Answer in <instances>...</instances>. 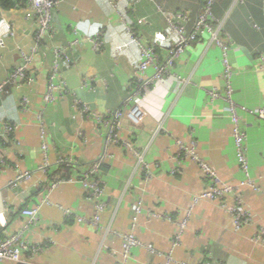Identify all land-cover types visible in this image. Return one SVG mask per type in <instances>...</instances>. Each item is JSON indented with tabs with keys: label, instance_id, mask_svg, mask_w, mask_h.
<instances>
[{
	"label": "crops",
	"instance_id": "1",
	"mask_svg": "<svg viewBox=\"0 0 264 264\" xmlns=\"http://www.w3.org/2000/svg\"><path fill=\"white\" fill-rule=\"evenodd\" d=\"M202 3L123 0L114 7L111 0H62L53 11L51 32L39 38L38 17L27 16L26 2L9 9L0 7V20L7 18L12 29L0 45V83L20 63L22 52L32 57L27 74L34 79L19 80L0 96V119L19 124L14 135L0 140V153L6 162L4 165L0 156V234L18 232L25 226L22 208L39 207L40 225L25 233L31 243L44 245L32 261L164 264L171 254L170 264H264V244L255 239L264 228V120L239 109L247 134L249 172L258 187L242 188L246 206L253 213V221L242 230H236L222 202H194L207 187L197 163L188 158L179 171L172 172L177 166L178 140H195L199 155L225 182L245 179L228 102L209 94L212 89L226 90L223 50L210 35L191 43L177 60L173 72L185 81L168 79L158 84L145 99L148 114L143 124H123L120 130L154 167L155 176L146 179L137 156L120 144H112L98 174L106 183V209L99 226L91 222L94 204L77 179L79 171L103 153L107 128L94 116L82 115L75 99L100 113L123 105L133 83L135 64L141 59V48L132 41L127 24L135 25L140 35L156 43L165 58L177 35L169 28L164 12H189L186 26L191 29ZM213 11L224 20L232 40L228 59L233 67V98L248 110L264 106V66L260 61L264 56V0H218ZM142 17L146 22L139 24ZM97 34L102 35L101 50L88 40L69 47L75 36ZM58 47L69 54L70 61H62L60 72L70 92L46 103L48 74ZM25 96L32 104L28 111L20 108ZM39 110L45 111L48 126L49 176L39 169L44 159L36 117ZM60 157L71 158L76 168L60 166ZM18 169L30 171L32 177L12 184ZM233 200L230 196L225 202ZM139 205L142 210L137 213ZM183 220L186 224L181 227ZM122 234H133L160 253L133 246L126 258ZM178 234L181 241L174 246ZM0 264L15 262L3 260Z\"/></svg>",
	"mask_w": 264,
	"mask_h": 264
},
{
	"label": "built area",
	"instance_id": "2",
	"mask_svg": "<svg viewBox=\"0 0 264 264\" xmlns=\"http://www.w3.org/2000/svg\"><path fill=\"white\" fill-rule=\"evenodd\" d=\"M123 0H111L114 7ZM218 0H203L201 10L198 17L191 29H188L186 24L190 19L189 12L177 11V12H164L166 21L169 28L176 33L177 41L168 50L167 56L162 58L157 51V44L150 42L147 38L140 35L137 28L133 24H127V29L130 33L132 41L139 44L141 48V59L135 64V71L133 77V83L129 87L127 96L121 107L100 113L91 110L86 104H81L79 100L75 99V104L82 115L94 116L100 126L107 128V135L105 141V148L103 153L89 165L85 170L79 171L78 181L82 184L86 191V198L91 200L94 204L95 214L91 219V222L96 226H99L101 220V213L106 209V203L104 196L106 192V183L99 177V169L102 162L109 156V148L112 144H120L130 150L138 158V165L144 172L145 178L150 179L155 176L154 167L144 159L143 154L134 147L133 143L122 137L120 130L125 122L128 120L134 127L143 124L147 117V109L144 105L147 95L152 92L158 84L164 80L172 79L184 82L185 80L177 76L174 72V66L179 58L184 54L186 48L191 43L201 40L205 35H210L212 41L218 44L223 50L225 71L224 76L226 79V90L221 92L217 89L209 90L210 96L214 98H224L228 102L227 110L231 116L234 124L233 137L237 149V157L241 171L245 174V179L239 183L225 182L197 152V143L192 140L190 143L184 140H178L177 145L179 147L178 153L175 156L177 166L172 170L173 173L180 170L182 163L186 159H191L197 163L203 172V177L206 182V188L201 194L196 196L194 202L200 199L218 200L222 202L225 210L231 215L236 230H242L244 226L250 224L253 221V213L246 206L245 200L242 195V188L244 186H250L254 189H258L254 179L250 176L249 172V157L247 152V134L243 129L242 117L239 114V109L247 110L252 114H255L264 120V106L248 110L246 107L239 106V104L233 98L234 88L232 86L231 76L233 73V67L228 59V52L232 46V40L229 33L225 29L223 19H219L214 14V5ZM62 0H27V16L34 18L38 17L39 30L37 37H41L48 34L52 30L53 11L57 8ZM146 22V18L142 17L138 20L139 24ZM12 33L11 24L7 18L0 20V45H4V37ZM77 33V31H76ZM88 40L94 44L96 50H101L103 46L102 35L96 36H75L70 43V48L78 45L81 41ZM32 51H36V47L32 48ZM55 60L48 74L47 88L44 95L46 103H53L58 98L68 94L70 90L67 88L66 83L62 80L60 67L62 61H70L69 54L65 48H56L54 50ZM32 57L27 53H21V61L15 67V69L9 74L8 78L0 83V96L6 91L7 87L12 84H16L19 80L28 79L33 81L31 76H28V65L31 63ZM261 65L264 66V56L260 58ZM153 69V73H149V70ZM32 104L29 97L25 96L20 102V108L23 111L31 109ZM37 122L40 128V135L42 139V152L43 162L39 166V169L46 175H50V143L48 141V126L45 120V111L39 110L37 113ZM19 124L9 120L0 119V140L8 139L15 134ZM2 162L5 165V159L0 153ZM60 166L74 167L76 163L71 158L60 157L57 162ZM32 173L28 170H17V176L12 184H17L19 181L30 179ZM52 186H56V182L51 183ZM232 196L234 198L232 203H226L227 197ZM142 210L141 206H136L137 213ZM22 215L27 218L25 226L18 232L11 234H0V262L3 260H12L15 264H40L31 260L32 256L43 249L44 245L41 243H31L26 237L27 230L38 227L40 225V210L36 206H25L21 210ZM69 213V212H68ZM158 216V214L154 213ZM137 218L135 215L134 219ZM186 220L179 223L181 227H184ZM118 234L117 232H115ZM121 235V234H118ZM125 240L124 244V256L127 258L130 249L133 246H144L152 253H160L153 248L150 244H145L141 240L137 239L133 234H122ZM255 239L264 244V228H261L259 233L255 236ZM181 234H178L173 239L174 246L180 244ZM27 254V258L23 257V254ZM173 261L171 254L167 255V261L164 264H170ZM118 264H125L122 261ZM182 264H188L182 262ZM207 264H213L212 261Z\"/></svg>",
	"mask_w": 264,
	"mask_h": 264
},
{
	"label": "trees",
	"instance_id": "3",
	"mask_svg": "<svg viewBox=\"0 0 264 264\" xmlns=\"http://www.w3.org/2000/svg\"><path fill=\"white\" fill-rule=\"evenodd\" d=\"M26 1L27 0H0V7L3 9H9Z\"/></svg>",
	"mask_w": 264,
	"mask_h": 264
},
{
	"label": "water",
	"instance_id": "4",
	"mask_svg": "<svg viewBox=\"0 0 264 264\" xmlns=\"http://www.w3.org/2000/svg\"><path fill=\"white\" fill-rule=\"evenodd\" d=\"M129 125V127H131L132 125H130V122L128 121V120H125V122H124V125ZM134 127V126H133Z\"/></svg>",
	"mask_w": 264,
	"mask_h": 264
}]
</instances>
